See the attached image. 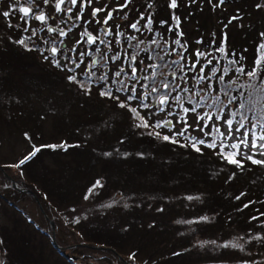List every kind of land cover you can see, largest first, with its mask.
Masks as SVG:
<instances>
[{
	"label": "rangeland",
	"instance_id": "1",
	"mask_svg": "<svg viewBox=\"0 0 264 264\" xmlns=\"http://www.w3.org/2000/svg\"><path fill=\"white\" fill-rule=\"evenodd\" d=\"M171 4L147 0L136 8L135 28L125 27L120 36L117 29L111 35L103 30L98 43L69 49L67 56L61 46L55 56L49 53L52 42L23 34L24 28L16 31V20L6 19L5 7H0V264H33L27 257H36L31 246L19 255L20 242L28 236L52 245L54 239L66 254L77 256L69 260L60 252L69 264H264V217L259 228L233 229L225 238L203 236L198 226L211 224L214 213L180 215V207L197 205L201 194L159 198L147 174L125 178L140 163L147 171V163L153 166V154L165 152L160 144L165 136L174 146L196 149L193 138L212 141L222 135L231 154L239 143L241 157L254 166L244 170L241 181L250 180L254 195L264 190V163L249 159L264 161V139L259 137L253 146L243 128L244 121L264 126V77L259 69L264 0ZM254 29L259 34L257 61L245 72L240 58L238 63L227 58L224 36L231 33L244 44ZM210 33L221 43V61L201 75L194 53L198 37ZM249 52H243L246 62ZM161 104L167 108L152 111ZM111 122L115 128L105 130ZM124 125L129 126L125 133L152 135L159 146L145 151L132 141L128 147L137 149L133 155L140 161L131 163V156H120L126 144L116 145ZM107 153L115 157L104 158ZM26 156L30 158L20 164ZM224 167L228 173L235 169L230 163ZM154 214L168 219L150 228L162 230L163 237L157 244H142L135 226H147V216Z\"/></svg>",
	"mask_w": 264,
	"mask_h": 264
},
{
	"label": "trees",
	"instance_id": "2",
	"mask_svg": "<svg viewBox=\"0 0 264 264\" xmlns=\"http://www.w3.org/2000/svg\"><path fill=\"white\" fill-rule=\"evenodd\" d=\"M139 1L140 2L137 4L135 1V17H137V12H140V9L136 11V8H142V5H144L147 0ZM189 15L193 16L194 13H190ZM185 16L187 17L188 14ZM177 22L179 23L180 19H177ZM260 27L264 32V20ZM212 35H214V33L208 34L207 37L204 35L198 37V47L196 53H194L195 57L193 60L197 59L195 60V64H197L199 61V66L201 65V75L209 74L212 71V67L221 61V58L217 56V54H219L221 43L218 42V40L216 41L215 38L212 39ZM258 35V30L254 29L252 39H250L248 43L244 44H240V41H237L236 38L234 39V36H232L231 33H227V35L224 36V41L228 45V51L226 54H229V56H227V58L230 59L231 57L234 63H238L240 58L243 64L242 69L244 68L245 72L251 71L255 67L257 61L256 41ZM129 37L131 38V36ZM187 47H191V45L188 44ZM247 47L250 49H247ZM175 50H173V53ZM245 50L247 52L250 50L249 53H251V57H249L248 62H246L245 56H243V52H245ZM199 52H201V54H199ZM259 69L261 76L264 77V57L260 61ZM230 70L231 69H227L228 73ZM131 98L133 99V97ZM173 106L177 108L178 105L174 104ZM184 107H186V105H184ZM166 108V104H161L159 106L156 105L152 107V111ZM169 112H173V110H169ZM209 118L210 117H208V119ZM165 119H169L172 122V119L169 116L165 117ZM244 122L246 123V126L243 127L245 133H247L246 139H249L252 144L254 142L257 144L258 138L264 137V126H258L259 124L257 123H249L247 121ZM244 122H242V124L245 125ZM110 124L111 126H106L105 130L108 131L109 128H115V122H111ZM250 124L254 125L250 126ZM128 127L129 126L126 125L122 126V128L120 127L119 131L122 132L121 134L123 136L120 137V141L116 145L119 147L121 143L126 144V147H124V151H126V153L120 156H131V163L132 161L139 162L140 157H134L133 155V152L137 150L135 148L140 147V149L142 148L143 150H145L148 146L156 148L159 146V143L152 138V135L150 136L139 132H137L138 135H132V132V134L130 132L125 133V130ZM256 135L257 139H255ZM134 140H137L138 143L142 145V147L136 146L134 150L133 148H130L132 145L128 147ZM191 141V144L197 147L196 149L192 148V145L180 147L174 146L168 141H162L160 144H162V148L165 149V152L162 154L152 153L153 159L155 161L153 166L152 164H149L150 162L147 163V171L144 169L145 167L142 166V163H140L141 165L139 164V166L135 168L132 167L133 169L130 168V172H134L132 174H126L125 178L127 176H131L132 178H145L144 175L147 174V180L149 179L148 182L151 180V189H153L154 194L156 192V196L159 198H162L166 195H176L175 197L182 198L189 194H201L202 197H204L203 200L195 206H181L180 208H182V213L180 215L184 217H200L205 213H214L215 218L211 224L203 225V227L198 226V231L201 232V235L203 236H219L221 238H225L229 236L233 229L243 231L249 230L253 227L259 228V225H261L260 223L262 222L260 219L264 217V190H259L257 193L254 192V195L253 192L250 191L252 188L250 180L247 179L245 181H241L243 176L246 175L244 170L248 168V166H254L245 162V160L241 157L239 146L235 147V151L233 152L234 154H231L230 146L227 144L226 137H223L222 135H220V137L217 139H212V141L206 137H195ZM223 143L225 144L223 145ZM108 145L111 147L114 144L111 143ZM236 145L240 144L236 143ZM107 157L113 158L115 156H113V154L107 153L104 158ZM232 159L237 160L239 163H232ZM253 159L254 158H251L250 162H254ZM226 162L232 164L235 167L232 173H228L227 169L224 167L227 165ZM222 170L226 171L224 175H221ZM125 178L123 179L126 180ZM244 182H248L249 185L247 187L243 186ZM65 189L66 188H63L64 192ZM66 191L68 190L66 189ZM147 192L149 193L148 189ZM138 212H140V210ZM158 215L154 214L147 216V226L144 222L140 224V227L135 226L136 229L138 228L135 237L139 239L138 241L142 242V244H157V240L162 239V230H160V232L158 230H156V232L150 231V228L155 227V224L160 226L159 224H161V222L166 223V220H168L165 218V216L160 217ZM23 220L25 221L24 218ZM149 220H151V224L148 223ZM165 232L169 233V231ZM36 233H39L40 236L41 234L43 235L42 232H37V230H34V234ZM34 234L32 235L34 236ZM10 239H13V241H10L13 243L14 238ZM22 240H25L24 244L22 243ZM22 240L19 242L20 249H22L23 253H20L19 255H24V251H27V248L31 246V248L36 252V257H27L33 261V264H43L44 260H47V262L50 264H55V260L60 261L63 264H69L65 260L64 256L60 254V252H62L63 255H65L62 246H59L54 242V245H52L51 243H47L45 240H41V238L40 240H37L35 236H28V238H23ZM13 244L15 245H13V249H17V245L15 243ZM55 248L58 250H55ZM7 253L10 256V244L7 245ZM118 253H121V251Z\"/></svg>",
	"mask_w": 264,
	"mask_h": 264
},
{
	"label": "flooded vegetation",
	"instance_id": "3",
	"mask_svg": "<svg viewBox=\"0 0 264 264\" xmlns=\"http://www.w3.org/2000/svg\"><path fill=\"white\" fill-rule=\"evenodd\" d=\"M58 3L59 0H0V7H5V12H8L6 19L16 20L13 23L16 31L24 28L23 34L38 35L43 42H52L54 46H51L49 53L55 56L60 55V46L67 56L69 49H82L79 46L88 43L90 47L98 43L103 30L111 35L117 29L120 36L125 32V27L132 28L135 21V0H76L75 4L71 0H64L59 9ZM21 8H29L30 11L25 15ZM41 14L45 16L44 21L36 18ZM108 21L113 22L115 27L110 22L107 24ZM89 36L93 38L91 41Z\"/></svg>",
	"mask_w": 264,
	"mask_h": 264
},
{
	"label": "snow or ice",
	"instance_id": "4",
	"mask_svg": "<svg viewBox=\"0 0 264 264\" xmlns=\"http://www.w3.org/2000/svg\"><path fill=\"white\" fill-rule=\"evenodd\" d=\"M45 2H47V0H45ZM89 2H90V0H89ZM221 2H223V0H221ZM62 3H64V0H59V3L57 4V8H58V9H59V5L62 4ZM71 3H72V4H75V3H76V0H71ZM171 6H172V7H176V0H172V4H171ZM121 7H123V5H121ZM20 11L24 12L25 15H27V14L29 13L30 9H29V8H21ZM69 11H71V9H69ZM95 11H100V9H96ZM3 15H4L5 17H7V16H8V12H4ZM36 18L39 19V20H41V21H44V20H45V16H44L43 14L39 15V16L36 17ZM131 26H132L133 28L136 27L135 24H133V25H131ZM92 39H93V38H92L91 36H89V40L91 41ZM21 43H23V42L21 41ZM262 47H264V46H262ZM52 51L55 52L56 49L53 48ZM250 74H251V73H250ZM70 79H72V77H70ZM165 87H167V85H165ZM107 94H110V93H107ZM130 99H131V97H130ZM161 103H164V100H161ZM121 106H123V105H121ZM229 123H231V122L229 121ZM245 135H247V133H245ZM164 139L167 140V139H169V137H168V136H165ZM262 139H264V137H262ZM241 143H246V141H243V140H242ZM253 146H255V145L253 144ZM233 147H238V145H233ZM261 147L264 148V144H262ZM38 150H39V149H36V151H38ZM31 155H35V151H34L33 153H31L30 156H31ZM30 156H26V157H25L24 159H22L19 163H20V164H23V163L25 162V160H27V159L30 158ZM249 159H251V157H249ZM231 162H232V163H239V162H238L237 160H235V159H232ZM254 163H264V161L256 160V161H254ZM97 184H99V181H97Z\"/></svg>",
	"mask_w": 264,
	"mask_h": 264
},
{
	"label": "water",
	"instance_id": "5",
	"mask_svg": "<svg viewBox=\"0 0 264 264\" xmlns=\"http://www.w3.org/2000/svg\"><path fill=\"white\" fill-rule=\"evenodd\" d=\"M67 255V257L70 259V260H74V259H76L77 258V256H75V255H69V254H66Z\"/></svg>",
	"mask_w": 264,
	"mask_h": 264
}]
</instances>
